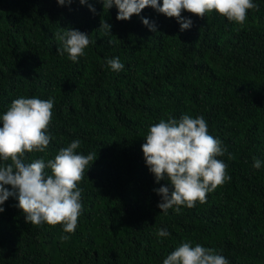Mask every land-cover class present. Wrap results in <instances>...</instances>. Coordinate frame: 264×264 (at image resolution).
<instances>
[{"label": "trees", "instance_id": "16d2710c", "mask_svg": "<svg viewBox=\"0 0 264 264\" xmlns=\"http://www.w3.org/2000/svg\"><path fill=\"white\" fill-rule=\"evenodd\" d=\"M255 3L242 26L215 11L203 18L184 11L193 27L182 32L176 18L152 8L118 21V9L101 0H89L95 14L79 0L63 7L0 0V114L21 96L54 101L53 139L44 153H27L26 163L52 159L75 139L79 154L98 153L78 184L74 233L26 223L9 197L0 213V264H162L184 242L215 249L230 264H264V163L253 167L254 157L264 161V0ZM62 29L90 36L79 63L58 54ZM115 57L124 64L118 73L107 65ZM185 114L203 116L222 141L217 158L231 179L205 203L164 214L154 189L167 181L156 183L142 145L151 125ZM162 228L170 235L158 239Z\"/></svg>", "mask_w": 264, "mask_h": 264}, {"label": "clouds", "instance_id": "9594fccd", "mask_svg": "<svg viewBox=\"0 0 264 264\" xmlns=\"http://www.w3.org/2000/svg\"><path fill=\"white\" fill-rule=\"evenodd\" d=\"M95 14L96 9L89 0H79ZM104 9H118V21H130L140 16L146 8L168 18H176L180 30H191L193 20L182 17L186 11L203 18L213 11L226 17L231 23L243 25L249 10L256 9L255 0H101ZM59 6H70L72 0H57ZM142 23L152 32L157 31L154 22L142 18ZM111 31V25L102 24ZM63 30V29H62ZM63 44L58 54H68V59L79 63L90 44V36L77 29L63 30L56 35ZM113 72L124 69L118 57L107 60ZM54 101L51 97L40 99L21 96L12 101L6 112L0 114V213L9 197L15 198L17 207L25 215L26 223L33 225H62L65 233H74L82 212V189L78 186L85 169L97 159V154H79L81 141L73 140L61 148L54 158H43L26 163L27 153H44L53 137L49 125L53 116ZM142 145L145 164L154 175L157 184L154 189L161 197L158 207L167 214L176 213L182 207L193 208L196 203L206 202L208 193L230 180L226 163L218 159L225 154L222 141L209 134L208 124L203 116L191 117L185 114L179 120H161L150 126ZM230 158V157H229ZM253 167L260 169V159L253 158ZM7 162V163H5ZM50 169L51 174L45 171ZM89 170V169H88ZM11 186V191L6 188ZM171 186V189L169 187ZM158 239L167 238L166 228L156 233ZM65 239L69 237L65 236ZM162 264H230V261L215 249L200 244L184 242L168 254Z\"/></svg>", "mask_w": 264, "mask_h": 264}]
</instances>
